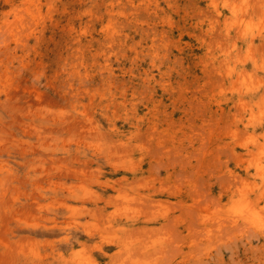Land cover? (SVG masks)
Here are the masks:
<instances>
[{"label": "rangeland", "instance_id": "374dc122", "mask_svg": "<svg viewBox=\"0 0 264 264\" xmlns=\"http://www.w3.org/2000/svg\"><path fill=\"white\" fill-rule=\"evenodd\" d=\"M263 182L264 0H0V264H264Z\"/></svg>", "mask_w": 264, "mask_h": 264}, {"label": "bare ground", "instance_id": "6f19581e", "mask_svg": "<svg viewBox=\"0 0 264 264\" xmlns=\"http://www.w3.org/2000/svg\"><path fill=\"white\" fill-rule=\"evenodd\" d=\"M241 20V19H240ZM243 21V20H242ZM241 23V22H240ZM243 23V22H242ZM18 91V90H17ZM25 91H20V92H7L8 94L6 95L8 100H13V101H20V98H28V100L31 98V96L29 95V93L25 94L24 97V93ZM31 100V99H30ZM27 101V100H26ZM87 124V123H86ZM77 125V124H75ZM85 125V124H84ZM264 183V182H263ZM264 188V186H263ZM261 189V188H260ZM264 196V194H263ZM250 199V198H249ZM248 199V196H246V198L242 199V201H244V205L242 206L243 208H240L241 214L244 213V215L251 220H253L254 218H259L260 217V213L257 211V208L254 206V204ZM263 199V198H262ZM264 202V199L262 200ZM260 206V205H259ZM262 206V205H261ZM240 214V213H239ZM243 217H241L242 219ZM252 218V219H251ZM244 220V219H243ZM260 221V219H259ZM254 223V220L252 221V224ZM118 247V246H117ZM81 249V248H80ZM77 251V250H76ZM80 251V250H79ZM77 253V252H75ZM74 254V252H73ZM74 256V255H73Z\"/></svg>", "mask_w": 264, "mask_h": 264}]
</instances>
